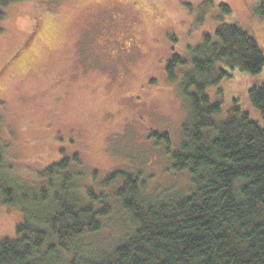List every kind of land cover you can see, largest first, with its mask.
<instances>
[{
  "label": "rangeland",
  "instance_id": "374dc122",
  "mask_svg": "<svg viewBox=\"0 0 264 264\" xmlns=\"http://www.w3.org/2000/svg\"><path fill=\"white\" fill-rule=\"evenodd\" d=\"M221 3L232 9L224 22L237 23L264 45L257 0H24L10 6L0 21V119L13 175L44 184L40 172L78 153L85 185L107 195L117 182H100L115 170L138 174L147 191L189 188V175L172 167V153L181 148L192 106L180 73L170 82L167 65L175 54L191 60L204 34H215ZM222 67L231 78L207 90L222 103L218 118L239 105L264 126L248 99L249 89L264 83V70L253 75ZM153 133L170 135L171 153ZM23 219L15 206L0 205V239L14 237ZM114 221L119 234L106 229L98 237L105 247L126 233Z\"/></svg>",
  "mask_w": 264,
  "mask_h": 264
},
{
  "label": "trees",
  "instance_id": "16d2710c",
  "mask_svg": "<svg viewBox=\"0 0 264 264\" xmlns=\"http://www.w3.org/2000/svg\"><path fill=\"white\" fill-rule=\"evenodd\" d=\"M22 1L0 0V21ZM257 2L264 19V0ZM219 8L215 34H204L191 60L175 54L167 65L170 82L181 79L192 106L181 148L172 153L173 169L189 175L188 189L147 191L138 174L115 170L100 182H117L107 195L85 185L78 153L40 172V187L21 182L6 156L0 119V205L24 214L14 237L0 239V264H264V126L239 105L221 121L222 103L207 94L231 78L222 65L261 73L264 45L224 22L232 14L227 3ZM248 99L264 120V83L251 87ZM153 136L172 152L168 133ZM115 218L126 233L105 247L98 237L106 229L119 234L110 225Z\"/></svg>",
  "mask_w": 264,
  "mask_h": 264
}]
</instances>
